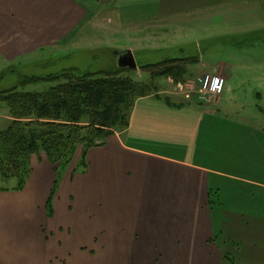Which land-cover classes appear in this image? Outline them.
I'll return each mask as SVG.
<instances>
[{
	"label": "crops",
	"instance_id": "obj_1",
	"mask_svg": "<svg viewBox=\"0 0 264 264\" xmlns=\"http://www.w3.org/2000/svg\"><path fill=\"white\" fill-rule=\"evenodd\" d=\"M140 1L0 0V58L11 64L62 52L93 29L118 34L152 23L164 37L172 19L166 1L162 15L140 12ZM205 73L221 74L226 94L233 92L227 65L198 76ZM179 94L173 106L155 96L137 100L128 130L88 152L86 174L70 185L80 213L60 216L73 229L61 237L69 245L62 257L95 243L101 255L163 247L169 264H264V127L217 111L226 94L214 104ZM31 163L24 192L0 191V264H61L55 231H39L37 205L56 167L44 154ZM26 220L36 231H21Z\"/></svg>",
	"mask_w": 264,
	"mask_h": 264
},
{
	"label": "rangeland",
	"instance_id": "obj_2",
	"mask_svg": "<svg viewBox=\"0 0 264 264\" xmlns=\"http://www.w3.org/2000/svg\"><path fill=\"white\" fill-rule=\"evenodd\" d=\"M165 1L164 11H167V17L172 16V19L163 24L164 33L158 34L164 37L156 36L152 23L144 24L139 30L136 28L123 30L118 34L108 29H93L86 32L88 38L85 42L79 38L77 43L64 48L62 52H58L59 49L55 48L52 54H44L42 57L36 54L11 64L0 58V93L10 92L25 76L45 77L71 68L92 73L114 72L118 70L114 56L116 48L121 49L122 52L135 49L138 66L158 64L167 59L197 60L189 65L190 76L187 83L181 87L172 84L169 79H160L158 82L161 96L173 97L180 101L183 99L173 95L188 94L190 89L194 90L192 87L199 74L216 68L220 63L227 65L234 90L226 94L225 88L226 99L223 98L222 105L215 109L228 114L233 120L248 121L264 127V0ZM163 3L164 0H141L139 11L162 15ZM105 15L108 18V15ZM142 16L143 14L140 13L139 17ZM161 24L162 21L159 25ZM157 46L164 50H155ZM123 75L143 83L152 82L149 73L138 70L128 69ZM57 85L56 82L29 84L19 87V91L43 93ZM183 87L184 90L179 89ZM165 89L170 94H166ZM194 98L198 100L196 95ZM12 122L8 104L0 100V131L9 129ZM80 152L81 150L77 152L78 156ZM43 154L47 157L44 152L38 155ZM76 156L77 154L75 158ZM72 163L59 169L51 163L56 169L54 168V174L51 176L52 181L46 183L50 185L47 196L46 198L43 196L42 202L38 201L37 204L39 216L44 217V223L40 224L39 231L44 235L55 231V246L60 249L57 261L61 264H82L81 258L85 255V264L89 262L90 264H147L148 257L151 264H169L163 247H156L151 253L144 255H135L128 248L123 249V254H112L107 249L110 253L101 255L99 244L93 243L81 246L75 254L62 257L64 249L69 245L66 239L61 237L71 233L73 229L68 227L60 216L67 211L76 212L73 215L80 213V209L74 205L73 189L77 186L70 185L76 175L86 174L82 169L70 171ZM30 169L33 173L35 165L31 163ZM2 170L0 169V188L3 190L0 191L26 190L31 174L22 189L15 190L17 182L3 179ZM23 224L21 231H30V233L36 231L35 222L26 220Z\"/></svg>",
	"mask_w": 264,
	"mask_h": 264
},
{
	"label": "trees",
	"instance_id": "obj_3",
	"mask_svg": "<svg viewBox=\"0 0 264 264\" xmlns=\"http://www.w3.org/2000/svg\"><path fill=\"white\" fill-rule=\"evenodd\" d=\"M196 61L167 59L138 66L140 72L150 74V84L125 77L120 68L100 73L71 68L45 77H23L10 92L0 93L13 119L9 129L0 131L3 179L15 180L14 189H22L31 174L32 157L41 152L59 169L69 166L81 150L77 169L85 170L91 149L128 130L137 100L155 96L173 106L171 97L160 95L159 80L186 84L188 67ZM43 82L58 85L43 93L19 91V87Z\"/></svg>",
	"mask_w": 264,
	"mask_h": 264
},
{
	"label": "built area",
	"instance_id": "obj_4",
	"mask_svg": "<svg viewBox=\"0 0 264 264\" xmlns=\"http://www.w3.org/2000/svg\"><path fill=\"white\" fill-rule=\"evenodd\" d=\"M225 85V79L219 75H203L197 80L198 98L203 102H212L223 95Z\"/></svg>",
	"mask_w": 264,
	"mask_h": 264
},
{
	"label": "water",
	"instance_id": "obj_5",
	"mask_svg": "<svg viewBox=\"0 0 264 264\" xmlns=\"http://www.w3.org/2000/svg\"><path fill=\"white\" fill-rule=\"evenodd\" d=\"M114 56L117 59V65L120 69H124V70L137 69L138 65L131 51H125V52L115 51Z\"/></svg>",
	"mask_w": 264,
	"mask_h": 264
}]
</instances>
